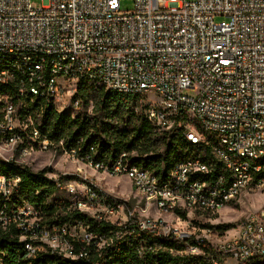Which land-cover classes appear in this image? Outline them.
Listing matches in <instances>:
<instances>
[{
	"label": "built area",
	"instance_id": "obj_1",
	"mask_svg": "<svg viewBox=\"0 0 264 264\" xmlns=\"http://www.w3.org/2000/svg\"><path fill=\"white\" fill-rule=\"evenodd\" d=\"M121 1L0 0V162L26 170L33 155L60 147L81 166L126 177L137 204L106 196L82 169L59 180L43 171L55 184L47 205L57 206L56 220L75 212L120 231L111 238L81 221L47 224L42 206L19 196L21 178L0 173V231L18 230L29 260L90 263L96 255V264H116L105 257L108 248L121 251L113 239L142 264H159L155 240L209 264L264 257V208L217 244L192 220L264 190V0H131L132 11H122ZM81 83L136 100V114L156 131L181 132L222 167L191 155L159 175L136 152L111 164L78 158L41 129L50 106L71 119L83 111ZM150 94L157 103H148Z\"/></svg>",
	"mask_w": 264,
	"mask_h": 264
},
{
	"label": "trees",
	"instance_id": "obj_2",
	"mask_svg": "<svg viewBox=\"0 0 264 264\" xmlns=\"http://www.w3.org/2000/svg\"><path fill=\"white\" fill-rule=\"evenodd\" d=\"M85 86L84 83L79 84V94L83 97L84 107L89 103L84 96ZM100 91L99 100L94 106V116L80 114L75 119H71L64 114L55 113L53 107L50 106L46 109V118L49 119V123L47 122L48 124L42 126V132L47 134L49 138L55 139L58 144L61 143L60 141H64L65 149L68 151L75 150L77 157L80 159L91 156L95 161H104L111 164L123 151L136 152L140 157L136 159L138 163L153 169L159 175H167L172 170L175 162L182 159L177 151L179 143L184 142L182 133L179 131L163 133L156 131L155 128L136 114V100L113 94L124 100L123 105L120 99L111 97V93L104 95L103 90ZM124 116H126L125 119ZM115 118H117V121H115ZM139 118L141 121L140 126L137 123ZM158 133H160L166 146L161 158H157V155L153 156L154 143L149 142V140L146 141L148 135H157ZM190 147L189 152H192L193 147ZM200 151L204 154L205 159L213 164L216 171L222 167L209 148L202 146ZM186 157L189 156L186 155ZM0 173L12 174L21 178L19 196L32 204L41 205L47 224L63 225L69 221H81L89 226L91 231L103 233L108 237H111V231H114V233L120 231L112 227L93 224L87 221L83 215L75 212L68 213L66 217H60L56 220L54 218L55 214L59 212L57 206L55 204L47 205L48 200L55 193V184L45 178L46 172L34 174L29 169L23 170L15 165L0 162ZM227 228H230V226ZM121 231L125 232V230ZM19 238L20 233L15 228H11L8 232L0 231L1 264H96L102 260L96 255L92 257L90 263H75L56 256H44L29 260ZM112 244V248L121 247V251L117 255L110 250L111 248H108L105 257L111 258L109 263L142 264L131 254V251L127 250L123 240L113 239ZM150 245L155 250L153 257L159 264H209L206 257L195 258L177 255V251L184 249L180 244L155 240L150 242ZM202 249L206 253L210 251L206 245H203ZM241 264H264V257Z\"/></svg>",
	"mask_w": 264,
	"mask_h": 264
},
{
	"label": "rangeland",
	"instance_id": "obj_3",
	"mask_svg": "<svg viewBox=\"0 0 264 264\" xmlns=\"http://www.w3.org/2000/svg\"><path fill=\"white\" fill-rule=\"evenodd\" d=\"M187 2H193L195 0H185ZM32 3L37 7H42L47 4V0H32ZM122 11H132L134 9V3L131 0H123L120 3ZM100 90H103L104 95L108 94L104 89L95 85H86L84 87V96L88 99L89 103L84 107L80 114H87L94 116V106L99 100ZM111 97H116L110 94ZM118 100L120 98L116 97ZM124 105V100L120 99ZM148 103H157L158 97L155 94H150L147 99ZM126 116H124V119ZM117 121V118H115ZM138 125H141L140 118L137 121ZM153 142V153L157 155V158H161L166 150V146L160 133L157 135H148L146 141ZM203 146V145H202ZM191 148L188 144L181 141L178 146V154L180 157H186V155H202L200 149L202 147H193L192 152H189ZM32 173H40L43 171L48 172L50 178L59 180L64 176H72L82 169L87 172L88 176L93 179V182L104 192V194L110 198L118 199L127 202L130 206L136 205L138 199L136 198L129 180L126 177H110L102 172H95L90 168H86L77 164L71 157L67 156L60 147L52 148L47 153H37L28 160L26 166ZM58 197H66L64 193H59ZM143 206V204H141ZM264 208V190L257 189L250 192H246L232 205L223 209L219 214L214 216H198L193 217L192 220L196 224H200L204 228L211 231L212 240L220 243L227 239L233 238L238 235L243 223L251 214H258ZM230 226V228H227ZM227 264H234L232 260H228Z\"/></svg>",
	"mask_w": 264,
	"mask_h": 264
},
{
	"label": "crops",
	"instance_id": "obj_4",
	"mask_svg": "<svg viewBox=\"0 0 264 264\" xmlns=\"http://www.w3.org/2000/svg\"><path fill=\"white\" fill-rule=\"evenodd\" d=\"M234 264H235V262H234Z\"/></svg>",
	"mask_w": 264,
	"mask_h": 264
}]
</instances>
